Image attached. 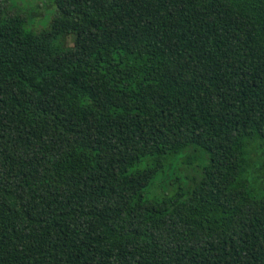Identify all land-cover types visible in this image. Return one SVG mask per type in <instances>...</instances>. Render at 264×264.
Instances as JSON below:
<instances>
[{
  "label": "trees",
  "instance_id": "obj_1",
  "mask_svg": "<svg viewBox=\"0 0 264 264\" xmlns=\"http://www.w3.org/2000/svg\"><path fill=\"white\" fill-rule=\"evenodd\" d=\"M22 3L0 264H264V0H49L46 26Z\"/></svg>",
  "mask_w": 264,
  "mask_h": 264
},
{
  "label": "rangeland",
  "instance_id": "obj_2",
  "mask_svg": "<svg viewBox=\"0 0 264 264\" xmlns=\"http://www.w3.org/2000/svg\"><path fill=\"white\" fill-rule=\"evenodd\" d=\"M25 4H27V5H30L31 6V8H33V4H35L36 2H37V5H39L40 6V8H42V6H43V3H45L46 5L43 7V15H42V24L44 25V26H46L48 23H49V21L52 19V17L54 16V14L56 13V6H52V7H50L49 6V0H22ZM38 1H40V2H38ZM24 3H22V5L24 4ZM31 10V12L29 13L30 14V17H32L31 19H33V12H37V10H35V9H30ZM29 10V11H30ZM178 164H180V163H175V162H171V164H168L169 166H170V169H168V172L169 171H171V168L172 167H174V166H177Z\"/></svg>",
  "mask_w": 264,
  "mask_h": 264
}]
</instances>
